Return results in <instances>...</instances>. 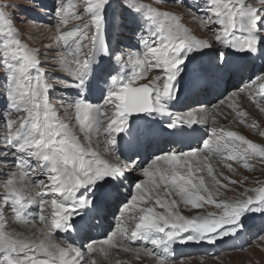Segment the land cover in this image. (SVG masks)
I'll return each mask as SVG.
<instances>
[{"label":"snow or ice","instance_id":"obj_1","mask_svg":"<svg viewBox=\"0 0 264 264\" xmlns=\"http://www.w3.org/2000/svg\"><path fill=\"white\" fill-rule=\"evenodd\" d=\"M29 6L40 8L37 0ZM115 6L137 26L135 46L108 38L114 0H56L42 51L17 27L22 6L0 0V264H101L113 250L169 264L174 245L226 243L246 231L249 214L264 215V183L224 195L247 182L233 178L240 166L264 164V143L210 126L196 147L182 144L194 125H216L222 106L264 138L236 102L246 96L264 114V0H204L194 18L206 38L182 14L143 0ZM204 57L208 65L191 67ZM58 89L75 95L54 98ZM201 92L216 95L212 111L199 99L173 110ZM157 135L169 138L164 147L151 142ZM109 211L115 226L91 238L92 221ZM82 231L80 245L57 239Z\"/></svg>","mask_w":264,"mask_h":264},{"label":"rangeland","instance_id":"obj_2","mask_svg":"<svg viewBox=\"0 0 264 264\" xmlns=\"http://www.w3.org/2000/svg\"><path fill=\"white\" fill-rule=\"evenodd\" d=\"M11 2L20 4L22 6L20 9L16 10L15 19L17 21V27L25 31L26 40L30 43V45L34 47H41L42 51H47L46 48H43V45L47 43L48 38L51 35L48 26L50 24L54 25L56 22L54 16L52 15L53 7L56 0H37V3L40 5V8H43L47 14L42 13L40 11V8H36V9L31 8L29 6V0H11ZM143 2L151 3L154 7H159L161 10H169L177 14H182L184 17L183 23H185L186 26L192 29L194 34H195L194 31L195 27L201 28L199 26L198 21L194 17L198 15H202V13L198 10V6H203L204 0H183V6L173 3L172 0H168V2L164 4H161L160 0H143ZM116 3H118V0H114V11H113L114 24L108 28V32H107L108 38L113 44H118L120 47L135 46L137 44L138 28L135 24L131 22L129 18H126L125 16L121 15L120 9L115 6ZM25 19L29 21L28 25L22 23V21H24ZM32 20H35L38 23L33 25L31 23ZM78 23H80V21H73L70 23L69 27H71L72 24H78ZM202 30L204 31L203 28ZM204 32L205 34L206 33L207 34L205 37L203 36L202 38L211 36L210 32H206V31ZM45 33H47V35ZM211 59H212L211 57H204L202 60L197 59L193 62L191 67L200 68L202 66L208 65ZM45 63L48 64L50 63V61H46ZM149 74L150 75L147 76L146 80L140 81L139 83L149 82L152 79L153 75H155L156 73L153 71V72H149ZM232 90L233 89L231 87L228 89L229 92ZM199 94H201V97L198 98L199 100L205 103L209 102L208 99L210 96L208 95V93H203V92L198 94L196 93L193 99L198 97ZM209 94L214 95L212 96V100L210 101L211 103L208 105V107H210L209 111H212L211 105L216 104L217 99L214 93H209ZM51 95H53L54 98L63 97L65 99H70L75 95V90L58 89L56 92L52 93ZM193 99H191L188 106H195L192 104ZM237 101L239 102L237 104H239L243 110H246L250 113V117L247 118V123H251L253 119H256L262 125L261 130H264V114L259 113L258 110L255 109L254 105H252L248 101L246 96H241L237 98ZM179 104L182 106L185 105L183 101H181V103ZM222 108H227V107L222 106ZM185 110H187V107L184 108L182 111ZM232 119L233 116L230 119L227 118V121L224 120V122H221V124H218V126L225 128L229 126V124H231ZM2 124L3 122L0 121V127H2ZM238 126L244 129L242 135L246 136L248 139L253 140L254 142L264 143V138L260 137L256 130L249 129L246 125H242L239 123ZM254 165L255 166L252 171L245 170L243 169L242 166H240L239 176L229 173L227 169H218V170H223L226 175H233L234 179H242L243 177H248L247 182L243 186L229 185V190L224 192L226 198L233 199L239 196L240 193L243 191L244 187L253 188V187H258L260 183H264V164H261L259 162H254ZM233 166L236 167L237 165L234 163ZM125 195H127L126 191H125ZM181 208L182 211H185L186 209L185 206H183L182 204L180 206V209ZM205 208L210 209L211 206L206 205ZM183 214L191 215L192 212L188 210V212ZM94 221H92V223H94ZM103 222L104 224H102V227L105 228V231L111 230V227H114L116 224V220L114 219L110 211L105 214V218L103 219ZM245 223H246V231L243 233L244 238L240 239L239 237L236 239H230V241L228 240L226 243H217L215 246L216 247L218 245L219 246L217 248H214L213 249L214 251L210 247L211 250L205 253L194 252L190 254L187 253L181 254L177 258L171 259L169 261V264H264V240L260 239L261 236H264V215L260 213L249 214ZM254 229L255 231L252 232L251 230ZM105 231H102V233L104 232L103 234H105ZM102 233L100 235H102ZM57 238L61 239L63 242L72 241V240H66L64 238V235L61 233L57 236ZM85 242L86 241L84 238L80 244H83ZM230 242L232 245H230L227 248V245H229ZM76 244L79 243L76 242ZM188 244L194 245L192 243H188ZM188 244L185 245V247L191 248L190 245ZM135 246L144 247V245L138 243L133 245V247ZM193 247L194 248L199 247V245ZM200 247L204 248L205 245L203 246L200 245ZM241 248L243 250H241ZM146 258L149 259V257ZM140 260H137L136 258L134 259L127 258L124 259L123 263L133 264V262L140 261L142 262L141 264H147V262H144L143 259ZM112 264H115V262H113Z\"/></svg>","mask_w":264,"mask_h":264},{"label":"bare ground","instance_id":"obj_3","mask_svg":"<svg viewBox=\"0 0 264 264\" xmlns=\"http://www.w3.org/2000/svg\"><path fill=\"white\" fill-rule=\"evenodd\" d=\"M194 31H195V35H197L198 37H205L206 36V34H205V32L202 30V28H194ZM209 34V33H208ZM150 74L148 73L147 74V76H149ZM154 76V75H153ZM209 95V94H208ZM210 97H209V101H211L212 100V96H214V95H209ZM216 97V96H215ZM214 97V98H215ZM237 103H239L238 101H236ZM210 108V107H209ZM186 111V110H185ZM222 114L221 115H218L217 117H216V125H212L211 124V121H209V124L208 125H204V124H197V125H195L196 126V128L197 129H201V131H203V133H205L206 132V129L208 128V127H210V126H218V124H221V122H224V120H226L227 121V119L225 118L226 116H228V118L230 119L232 116H229L228 115V113H229V109L228 108H220V110H219ZM225 128H228V129H232V130H236V131H238L240 134H242V132H243V128H240L239 126H238V123L236 122V120H235V118H234V115H233V119H232V122H231V124H229V126H227V127H225ZM241 129V130H240ZM200 143V142H199ZM199 143H197L196 145H194L193 147H196ZM165 146V144H163V146L162 147H164ZM219 158H213V163L215 164V162H216V160H218ZM219 169V168H218ZM235 193V192H234ZM235 197V196H234ZM181 210V212L182 213H186V212H188V208H186L185 209V211H182V208L180 209ZM191 212V211H190ZM188 214H190V213H188ZM100 221H101V224H104V222H103V219H100ZM110 231V230H109ZM109 231H105V234H103L102 233V235H98V236H94L93 237V239H101V238H103L104 237V235H106L107 234V232H109ZM81 236V235H80ZM58 240H61V239H59V238H57ZM81 239H82V237H81ZM68 241H65V243H67ZM77 241H75V243H76ZM77 245H79V244H77ZM136 247V246H135ZM134 259L135 258V255L133 254V253H124V252H122V251H117V250H113V252H112V254H111V256L107 259V260H104V258L103 257H98V260H100V262H101V264H112L113 262H115V264H117V262L119 261L120 262V264H124L123 262H124V259ZM141 259H143V261L144 262H147V264H156V262H155V260L153 259V258H146V257H142ZM141 261V260H140ZM140 261H136V262H133V264H141L142 262H140Z\"/></svg>","mask_w":264,"mask_h":264}]
</instances>
